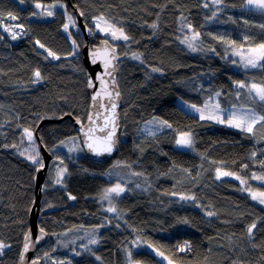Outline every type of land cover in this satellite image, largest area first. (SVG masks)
<instances>
[{"label": "trees", "instance_id": "trees-1", "mask_svg": "<svg viewBox=\"0 0 264 264\" xmlns=\"http://www.w3.org/2000/svg\"><path fill=\"white\" fill-rule=\"evenodd\" d=\"M32 1H62L67 12L74 5L91 28L94 17L104 16L127 35L129 50L117 43L123 106L120 151L113 170L130 180L112 213L98 198L113 183L107 169L112 161L88 159L82 149L73 162L63 157L69 164L62 186H55L51 178L56 146L77 132L69 118L39 123L66 113L85 121L90 101L81 52L85 40L80 29L72 31L78 49L72 45L63 31L62 10L51 19H31ZM247 4L248 0H217L214 6L203 0H0V13H16L27 29L26 37L15 44H9L0 30V243L4 245L0 264H17L35 199V175L41 164L12 148L27 129L35 134L39 155L40 141L54 150L42 186L39 218L49 232L45 245L49 249L42 247L38 256L49 251L48 264H264V206L249 193L264 192V184L257 181L264 173L263 145L247 130L202 119L178 103L181 98L201 105L214 93L232 103L238 101V89L264 85V61L237 70L225 58L232 48L264 43V10ZM181 16L198 33L206 53L188 51L177 41ZM126 52L139 55L142 62L128 58ZM37 79L40 83L34 84ZM257 101L250 99L248 104L258 105ZM154 116L165 119L169 127L151 136L140 133L142 123ZM181 132L193 134V150L175 146ZM216 169L234 174L216 178ZM74 231L93 234L97 244L84 246L85 240L74 238ZM70 238L77 239L76 246L66 244ZM55 254L62 255L60 260L51 258Z\"/></svg>", "mask_w": 264, "mask_h": 264}, {"label": "rangeland", "instance_id": "rangeland-1", "mask_svg": "<svg viewBox=\"0 0 264 264\" xmlns=\"http://www.w3.org/2000/svg\"><path fill=\"white\" fill-rule=\"evenodd\" d=\"M211 5H216L217 0H203ZM33 3V10L34 14L30 16L31 19H51L54 17V14L56 10H62L66 13L67 17V24L63 27L64 32L68 36V38L71 40L72 45L75 46L76 49H78L76 43L74 42V39L71 38L72 36V31L78 32V26L75 23V16L71 12H67L66 9V4L62 1H53L51 3H42L38 1H32ZM37 5H40V7H37ZM249 7L258 9V10H264L258 8L255 4H247ZM51 13V15H49ZM1 17L6 16L5 13H0ZM4 21L1 18L0 19V30L4 29L5 27H8V25L4 26ZM92 24H93V29L90 32L93 34H99L100 36H105L107 37L110 41L114 42H122L124 45L125 49L129 50V45L127 44V39L124 37H127L125 31L123 28L116 26L113 24L108 18L104 16H98L94 17L92 19ZM67 26V27H66ZM5 30V29H4ZM82 33V32H81ZM83 35V34H81ZM15 36H21L20 33L18 35L15 34ZM4 39L6 41H9L10 43L17 42L15 37L10 38L6 37L4 35ZM177 41L188 51L194 52V53H206L208 51L207 48H205L201 42L200 38L197 32L193 30V27L188 23V20L185 17H180L179 18V33L177 35ZM264 45V43L260 45H254L250 47H241L237 49H230V55L226 54L225 58L230 60L232 63L230 66L233 69L237 70H247L248 68H253L249 61H254L256 62V66L258 63L261 62V60L258 59V54L260 52V46ZM127 51V50H126ZM47 56L52 57L53 55H50V52H46ZM126 56L128 58H133L136 61L142 62V59L139 55L135 53H129L126 52ZM55 58V56H53ZM52 57V58H53ZM53 58V59H54ZM151 72L154 73H159L160 70L157 68H150L149 69ZM40 83V80L37 79L34 84ZM241 85V84H240ZM253 85L256 87L253 88ZM260 88H264V85L259 84V83H252L248 86L242 87V89H238L236 92L237 94L235 95L236 98H238V101L235 102H230L229 98H226L225 96H219L218 94L214 93L212 96L206 99V101L201 104H194L187 102L181 98L178 99L179 105L189 113H192L202 119H207V120H212L215 122H220L223 124H226L228 126H231L236 129H243L247 130L248 128H251L252 131L251 133L253 134L255 140H257L258 143H261L264 148V120H261V117H264V100L260 99V96L258 94V90ZM222 98V100H221ZM256 99L258 100L256 103L258 105H250L248 104L250 99ZM235 125H240L239 127ZM169 127L168 122L163 119L160 116H154V118L145 121L142 123L140 127V133L141 131L146 134H152L158 133L164 129ZM24 132V138L21 139L20 143L16 144L12 148H15V152L20 153L24 158L27 160L33 162L30 157H34L37 161L42 166L43 165V157L42 153L39 155L38 150H36L35 146V134L32 130L27 129L23 130ZM249 132V131H248ZM192 139V140H191ZM181 140H190V144H178V141ZM177 148L180 149H192L194 147L193 145V134L191 132H181L177 134V140H176V145ZM55 149V148H54ZM81 143L79 140L78 134L71 135L67 137L65 140L60 142L56 146L55 149V155H54V161L52 162V167H53V175L51 176L53 183L55 186H62L63 185V175L67 173L68 170V161H64L63 157L66 156L70 162H73L72 159H77V156H80L81 154ZM193 150V149H192ZM54 150L51 149V152ZM71 157V159L68 156ZM118 163V160L115 159L113 160L108 166L109 175L113 179V183L109 184L108 186L104 187V189L101 191L99 198V201L101 202L104 209H107L111 211L110 213L115 211V203L117 202V199L123 195L127 191V184H129V176H122L118 172L116 173L113 170V167ZM62 166V171L60 170V166ZM38 166V167H39ZM110 166V167H109ZM37 167V168H38ZM64 172V173H63ZM220 173H230V175H233L234 173L228 170H223V169H216L215 171V177L216 178H222L224 176H230V175H220ZM260 177H264L263 174H259L257 177V181L261 184H264V179H258ZM60 181L59 183L57 181ZM127 185V186H126ZM111 189H117V191H110ZM258 189H255V191L249 190V193H251V198L253 199V195L257 197V199H253L260 205L264 206V204L260 203V199L264 197H260L261 193L264 192H257ZM180 199H191V196H185V195H180L178 196ZM105 214H107V221L106 223L110 225L111 218L108 216V212L105 211ZM85 233V230H92L93 228H79ZM78 231L79 230H75ZM73 232L74 238H77L80 236L81 240H85L86 245L82 244L79 245L81 248L84 246H94L97 244L96 242V237L93 236V234H78V232ZM93 233V232H92ZM76 241L77 239H68L67 245L69 246L70 243L74 242V245L76 246ZM48 246V245H47ZM47 246H43V249H49ZM4 248V245L0 243V250L2 252ZM55 249V247L53 246ZM86 248V247H85ZM89 248V247H87ZM85 250H88V249ZM49 251H42L40 258L43 259V264H48V260L50 256L46 254ZM62 255L55 254L51 258L54 260H60V257ZM137 264V263H136Z\"/></svg>", "mask_w": 264, "mask_h": 264}, {"label": "water", "instance_id": "water-1", "mask_svg": "<svg viewBox=\"0 0 264 264\" xmlns=\"http://www.w3.org/2000/svg\"><path fill=\"white\" fill-rule=\"evenodd\" d=\"M76 22L82 28L87 42L82 47L83 62L87 71V91L89 107L86 120L82 122L71 113L61 117H47L41 120L39 126L49 122H59L69 118L78 132L81 146L88 159L96 161H111L119 153L121 138L120 110L123 106V96L118 84L119 64L116 47L105 38L90 44L83 15L76 6H72ZM37 138L40 135L37 132ZM92 145L90 148L89 145ZM111 151H104L106 147ZM40 149L43 165L39 166L35 175V199L29 213V227L24 235L22 248L17 264H43L38 251L49 240V232L40 226L42 186L46 178L52 153L41 142ZM43 229V231H41ZM28 245L25 249V245Z\"/></svg>", "mask_w": 264, "mask_h": 264}, {"label": "clouds", "instance_id": "clouds-1", "mask_svg": "<svg viewBox=\"0 0 264 264\" xmlns=\"http://www.w3.org/2000/svg\"><path fill=\"white\" fill-rule=\"evenodd\" d=\"M68 3H69V1H68ZM72 6L73 5H70V8H71V10H72V14L75 16V18H76V15L74 14V12H73V9H72ZM83 15V14H82ZM3 19V21H4V26H6V25H8V27H5L4 29H2L1 30V32H2V34L3 35H5L6 37H10V38H13V37H15V39L17 40V42H18V40L19 39H23V38H25L26 37V35H27V29H26V26L23 24V23H21V21L19 20V18H18V16L16 15V13H14V12H8V13H6V16H4V17H1L0 16V19ZM66 24H67V17H66ZM65 24V25H66ZM64 25V26H65ZM64 31V30H63ZM18 33H20L21 34V36H15V34L16 35H18ZM66 34V33H65ZM83 34V33H82ZM83 38H84V40H85V43L87 42V39L85 38V36H84V34H83ZM9 42V41H8ZM16 42H13V43H10L9 42V44H15ZM84 43V44H85ZM95 43H97V40L94 38V37H92V39L90 40V44L92 45V44H95ZM83 44V45H84ZM83 47V46H82ZM81 52H82V48H81ZM82 57H83V55H82ZM84 63V62H83ZM119 64V63H118ZM85 65V64H84ZM86 68V67H85ZM86 73H87V71H86ZM88 82V81H87ZM122 93V92H121ZM123 96V95H122ZM89 107V106H88ZM121 111V110H120ZM87 114H88V111H87ZM61 117V116H60ZM87 117V116H86ZM54 118H58V117H54ZM86 120V119H85ZM82 121V120H81ZM83 122V121H82ZM72 123V122H71ZM120 124H121V128H122V123H121V120H120ZM74 126V125H73ZM75 128V127H74ZM76 130V129H75ZM77 132V131H76ZM77 134H78V132H77ZM143 134H146V133H143ZM121 135H122V130H121ZM146 135H150V134H146ZM152 135V134H151ZM150 135V136H151ZM36 138H37V132H36ZM37 140H38V138H37ZM40 140H41V137H40ZM40 140H38V141H40ZM120 142H121V138H120ZM40 143H41V141H40ZM43 143V142H42ZM44 144V143H43ZM120 144L121 143H119V151H120ZM46 147V146H45ZM82 147V146H81ZM83 149V148H82ZM41 150V149H40ZM42 153V152H41ZM53 155V154H52ZM115 158V157H114ZM114 158L111 160V161H113L114 160ZM107 162V161H106ZM108 162H110V161H108Z\"/></svg>", "mask_w": 264, "mask_h": 264}, {"label": "snow or ice", "instance_id": "snow-or-ice-1", "mask_svg": "<svg viewBox=\"0 0 264 264\" xmlns=\"http://www.w3.org/2000/svg\"><path fill=\"white\" fill-rule=\"evenodd\" d=\"M21 2H23V0H21ZM249 4H255L258 8L260 9H264V0H248ZM37 7H40V5H37ZM49 15H51V13H49ZM67 27V26H66ZM125 39H127V37H124ZM41 47H43V45H41ZM260 52L258 54V59L261 61H264V45L260 46ZM50 55H54L52 53H50ZM249 63L251 64V66L255 67L256 66V62L254 61H249ZM37 76H39V72L36 73ZM241 86H243V84L241 83ZM256 86L253 85V88H255ZM258 94L260 96L261 100H264V88H260L258 90ZM261 120H264V117L260 118ZM237 127H239L240 125H235ZM247 131L251 132L252 129L248 128ZM178 144H190V140H181L177 142ZM89 147L91 148L92 145L90 144ZM104 151L110 152L111 151V147H106L104 149ZM30 159L33 160L34 163H37L39 161H37L34 157H30ZM220 175H230V173H220ZM258 179H264V177H260ZM58 183L60 182L59 180L57 181ZM110 191H117V189H111ZM260 197H264V193L260 194ZM253 199H257V197L255 195H253ZM260 203L264 204V198L260 199ZM255 227V224H253L249 229L248 232L251 233L252 232V228ZM41 231H43V229H41ZM28 245H25V249H27Z\"/></svg>", "mask_w": 264, "mask_h": 264}, {"label": "bare ground", "instance_id": "bare-ground-1", "mask_svg": "<svg viewBox=\"0 0 264 264\" xmlns=\"http://www.w3.org/2000/svg\"><path fill=\"white\" fill-rule=\"evenodd\" d=\"M83 20H84V23L86 24V28H87V32H88V35L89 36H91V37H94L97 41L99 40V39H102V38H105V39H108L107 37H105V36H100L99 34H93V33H91L90 32V26L88 25V23H87V21H86V19H85V17L83 16ZM75 23L77 24V26H78V29H80L81 30V32L83 33V31H82V28L80 27V25L76 22V18H75ZM91 24H92V22H91ZM92 26H93V24H92ZM93 28H91V30H92ZM84 34V33H83ZM21 35V34H20ZM21 39H19L18 41H20ZM109 40V39H108ZM110 41V40H109ZM115 47H116V49H117V53H118V46H117V43L118 42H112V41H110ZM118 59H119V54H118ZM88 81V80H87Z\"/></svg>", "mask_w": 264, "mask_h": 264}]
</instances>
